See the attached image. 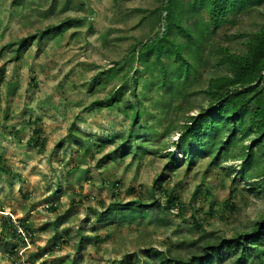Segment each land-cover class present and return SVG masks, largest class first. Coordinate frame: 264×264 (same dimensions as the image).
Masks as SVG:
<instances>
[{"label":"rangeland","instance_id":"374dc122","mask_svg":"<svg viewBox=\"0 0 264 264\" xmlns=\"http://www.w3.org/2000/svg\"><path fill=\"white\" fill-rule=\"evenodd\" d=\"M156 6L157 0H0V169L9 171H0V264H120L128 256L138 258L133 264H159L146 251L161 252L163 261H188L208 244L250 233L264 219V196L253 192L264 170L248 181L237 174L240 150L253 136L227 163L198 158L190 168L181 161L170 170L166 156L189 119L206 109L209 79L228 74L217 65L222 49L246 54L247 42L264 25V2L208 38L200 63L192 54L198 75L179 108L157 85L159 72L144 71L153 59L140 60L139 50L133 54L159 34L148 18ZM60 25L63 32L48 36ZM111 69L121 72L107 82L103 73ZM130 79L137 80L131 100L141 114L134 138L130 111L96 105ZM70 135L98 147L80 150ZM121 141L142 149L140 156L113 160ZM256 159L264 167V151ZM171 193L183 214L152 206L143 221L95 225L99 215L137 199L163 208ZM3 213L33 234L30 248L13 262L3 252L11 231H2L3 220H10Z\"/></svg>","mask_w":264,"mask_h":264},{"label":"trees","instance_id":"16d2710c","mask_svg":"<svg viewBox=\"0 0 264 264\" xmlns=\"http://www.w3.org/2000/svg\"><path fill=\"white\" fill-rule=\"evenodd\" d=\"M262 2L264 0H157V6L150 11L148 18L157 28L159 27V34L148 43L143 45L139 43L135 46L133 54L135 55L139 50L140 60L153 59L144 71L159 72L161 82L157 85L160 90L166 91L167 101H173V104L177 105L176 108H179V104L183 106L187 103L188 91L193 87L195 76L198 75L197 67L191 61L192 54L200 63L208 38L215 35L231 19L242 15L248 7ZM63 31L64 26L60 25L47 32L50 36L55 32ZM20 47H24V42L19 45ZM222 53L217 65L226 66L228 74L209 79L207 88L203 91L208 101L206 109L189 119L178 133L173 151L168 152L166 156L169 158L170 170H175L177 167L175 164L181 161L186 162L190 168L198 158H211L212 162H219L218 164L227 163L230 160V153L238 152L239 145L245 141V138L253 136L250 145L242 147L238 157L243 159L237 171L238 178L248 181L256 176L253 174L255 170L258 172L264 170L263 162L256 159V153L260 150L264 151V25L247 42L246 54L240 55L228 49H222ZM120 72L111 69L103 74L107 76L109 82L117 78ZM3 77L4 70L0 69V83ZM151 83L154 84L153 79ZM136 84L137 80H126L112 97L96 103L100 108L123 107L124 110L131 112L128 116L132 120L129 138L136 137L134 128L137 127V121L141 117L137 108L138 101L131 100L136 98ZM125 97L127 100L122 103ZM167 106L171 107V105ZM34 135L38 138L39 132L35 131ZM67 140L77 145L80 150L87 149L91 145L98 147L95 141L83 140L76 135L74 137L70 135ZM107 142L113 143L111 139H107ZM126 142L121 141L113 160L123 156H140L142 149H133L127 146ZM143 153L150 154L145 148ZM0 171L9 173L7 169ZM253 186V192L264 196V179L254 182ZM131 191L132 189L128 192ZM157 203L154 201L153 205H144L137 199L127 205H118L119 209L110 210L104 216L99 215L95 219V225L105 226L108 222V225H129L136 220L143 221L152 206L160 212H172L175 209L178 210L177 215L185 212L174 193L168 195L163 208ZM110 214L115 215V218H111ZM156 221L161 222V219ZM193 225L197 230L202 229V223L198 220L193 221ZM20 226L32 233L24 222ZM2 227V231L8 228L11 230L3 238L6 243L3 252L13 262L25 244L8 218L3 220ZM6 240L12 242L7 244ZM81 250H83L82 244L78 251ZM145 253L159 264H215L226 260L230 261V264H264V219L250 233L236 236L231 240L222 239L208 244L203 248L202 256H192L188 261L169 259L163 261L161 252L146 251ZM126 258L120 264H133L138 260L137 257Z\"/></svg>","mask_w":264,"mask_h":264},{"label":"built area","instance_id":"2783aa9c","mask_svg":"<svg viewBox=\"0 0 264 264\" xmlns=\"http://www.w3.org/2000/svg\"><path fill=\"white\" fill-rule=\"evenodd\" d=\"M3 216H9L11 223L13 224L15 231L17 235L21 238V240L24 242L25 247L21 251H25L28 247L30 248V241L31 238L33 237V234L25 231L21 226L20 223L17 221V218H15L13 215L9 213H3Z\"/></svg>","mask_w":264,"mask_h":264},{"label":"clouds","instance_id":"9594fccd","mask_svg":"<svg viewBox=\"0 0 264 264\" xmlns=\"http://www.w3.org/2000/svg\"><path fill=\"white\" fill-rule=\"evenodd\" d=\"M172 212H173V211H172ZM1 215H2V214H1ZM11 215H12V214H11ZM2 216H3V215H2ZM3 217H9V216H3ZM9 218H10V217H9ZM10 221H11V220H10ZM11 224H12V223H11ZM12 225H13V224H12ZM24 247H25V245H24ZM24 247H23V248H24ZM23 248H22V249H23ZM22 249H21V250H22ZM21 250H20V251H21ZM19 253H20V252H19Z\"/></svg>","mask_w":264,"mask_h":264}]
</instances>
